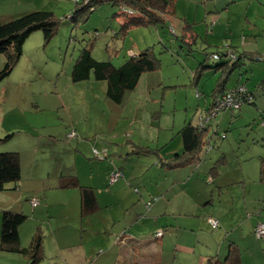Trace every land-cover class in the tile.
Returning <instances> with one entry per match:
<instances>
[{
  "label": "rangeland",
  "instance_id": "1",
  "mask_svg": "<svg viewBox=\"0 0 264 264\" xmlns=\"http://www.w3.org/2000/svg\"><path fill=\"white\" fill-rule=\"evenodd\" d=\"M15 1L0 0L1 23L13 19L10 17L18 4ZM78 1L19 0L27 6L52 10L60 24L47 42L42 30L33 31L24 42L14 69L0 81V128L8 121L3 105L16 101L20 108L15 113L20 121V134L13 141L12 150L21 151L26 176H37L35 171L53 175L60 169L65 174H79L82 181L93 183L82 182L95 187L102 208L82 217L79 189L61 191L69 192L67 195L46 189L54 199L51 211L55 216L50 218L43 192H25L30 195L28 198L22 196L14 182L8 183L9 189L2 192L11 191L7 201L17 207L8 209L28 215L20 226L21 242L29 245L37 227H41L45 250L41 264H197L199 254L204 251L203 239H212L216 248L218 240L227 234L222 226L212 228L209 218L215 217L209 215L227 212L228 205L233 210L232 213L228 210L229 216L235 218L242 212L238 206H232L241 200L239 195L232 200L234 191L240 190L236 184L219 199L215 184L207 180L209 162L220 156L223 149L232 154L233 149L239 151L252 144L255 131L261 139L264 126L259 122L263 121L260 115L264 113L253 105H244L241 110L229 109L211 118L209 140L213 147L204 150L199 161L186 166L167 169L157 164L154 155L133 153L132 149L135 143L155 147L158 141L160 144L169 141L162 154L181 151L182 140L176 131L185 121L196 123L201 114L206 116L218 78L214 68H208L201 73L198 83H193L194 73L206 58V52L250 36L243 31L249 25L243 15L245 6L231 3L230 12H226L225 0H177V13L169 14L165 23L140 24L124 32L122 25L127 15L120 2L96 0V9L83 19L75 14L82 5ZM185 26L198 33L195 43L190 44L189 37L182 40ZM89 42L93 57L111 61L115 66L147 47L155 50L161 64L158 69L144 73L135 89L127 90L118 103L107 96L106 80L72 78L74 64ZM5 62V54L0 53V69ZM216 62L211 57L206 60L208 65ZM240 62L228 83L240 78L256 91L260 82L264 83V67H259L264 60L243 58ZM255 67L263 71L259 81L253 78ZM72 128L77 132L75 137L68 136ZM98 140L106 145H96ZM35 149H39L36 157ZM120 166L124 176L114 184H104L103 173ZM26 182L31 185L34 181ZM40 183L36 185L43 186ZM205 190L209 195L214 190L212 203L205 202ZM64 196L68 205L59 203L58 199ZM32 197L40 199L41 209L30 205ZM65 213L69 219L63 217ZM245 218L243 221L250 219L247 213ZM238 219L241 217L234 220ZM242 224L234 232L239 237L243 233ZM158 227L164 230L163 237H155ZM239 239L244 264H264L261 256H254L252 263L253 254L246 252L247 247L257 246L256 241L250 237ZM254 239L257 240L256 234ZM223 240L229 242L225 236ZM68 243L77 246L61 250L62 244ZM155 249L160 250L156 259ZM64 255H69L68 261ZM0 264L31 263L22 253L0 249Z\"/></svg>",
  "mask_w": 264,
  "mask_h": 264
},
{
  "label": "trees",
  "instance_id": "2",
  "mask_svg": "<svg viewBox=\"0 0 264 264\" xmlns=\"http://www.w3.org/2000/svg\"><path fill=\"white\" fill-rule=\"evenodd\" d=\"M79 0L77 3L82 4L77 8L75 14L86 19L90 13L96 9V0ZM104 1V0H102ZM133 9V13L123 11L127 15L122 29L126 32L129 28L150 23H165L167 18L176 14L177 0H116ZM60 21L56 18L52 10L35 9L15 17L7 22H0V53L5 54L6 62L0 69V81L10 75L15 65L21 58L23 53L24 42L35 30H42L45 41H49L57 32ZM197 33L190 29L183 28L182 40L187 41L189 37L193 44L197 40ZM91 44L85 45L81 50L79 58L74 64L72 78L74 81H83L91 78L107 81V96L120 103L123 100L127 90L135 89L141 76L149 71L159 68L161 61L156 56L155 50L152 47H147L139 53L133 54L130 58L124 61L120 66H115L111 61H102L93 57L91 52ZM193 48H191L192 50ZM206 60L211 57L217 62L213 65L206 64V60L200 62L196 72L194 73L193 83H198L202 76V72L208 68H214L218 73V78L215 87L212 89V101L207 107L206 116L201 114L198 121L194 123L192 120L185 121L178 130L177 135L181 137L182 149L168 155L161 153L162 146L141 145L133 147V152L154 154L157 156V163L166 168H175L187 164L192 159H201V154L205 150L211 149L213 144L210 143L209 121L211 118L218 116L226 110H241L244 105L255 104V96L253 90H250L246 82H238L229 86V79L235 72L236 68L241 64L243 58L252 60H264V53L247 52L246 50L237 51L235 47L226 45L223 48L217 46L215 50L205 53ZM240 88H243L242 94L250 95L251 98L244 99L241 96ZM236 91V92H235ZM232 93L239 95L238 105L225 104L226 98ZM264 113V112H262ZM263 121L259 122L264 126V114L260 115ZM260 121V119H259ZM75 131V135L70 133ZM219 135V131L215 130ZM9 134L8 136H10ZM6 136V137H8ZM69 137L77 136L75 129H71L68 133ZM222 138L225 134L219 135ZM0 138V141L4 140ZM98 154V150H94ZM261 176L264 179V156H260ZM224 154L219 156L209 169L208 182L213 180V177L219 175V169L226 164ZM114 169L121 171V176L115 181L110 182V176ZM124 172L122 168L115 167L109 173V183H116ZM22 178L21 154L18 150L0 151V191L4 190L8 183L14 182L18 187V182ZM60 188H77L80 191V213L82 217L91 215L97 212L101 207L98 202V197L94 187L83 185L80 178L76 175H62ZM33 198V197H32ZM31 198V199H32ZM37 198V197H36ZM30 199V202H31ZM39 199V198H38ZM40 199L39 203L40 204ZM32 203V202H31ZM33 205V204H32ZM33 205V207L37 206ZM28 215L22 211L4 209L2 211V224L0 233V249L10 252H18L25 255L31 264H41L44 259V234L40 226L37 227L29 245H23L20 239V226L26 221ZM216 219V218H215ZM218 220V219H217ZM262 222V221H261ZM257 225V224H256ZM220 226L218 220L217 228ZM256 227V226H255ZM216 228V227H212ZM162 230V235H157V232ZM255 231V230H254ZM164 235V230L159 228L155 232V237ZM264 238V237H258ZM200 264H242L241 253L237 247L230 246L228 254L224 259L217 256H207Z\"/></svg>",
  "mask_w": 264,
  "mask_h": 264
},
{
  "label": "crops",
  "instance_id": "3",
  "mask_svg": "<svg viewBox=\"0 0 264 264\" xmlns=\"http://www.w3.org/2000/svg\"><path fill=\"white\" fill-rule=\"evenodd\" d=\"M14 3H18L17 4L18 8L16 7V9L13 12V15H11L10 18H14L12 16H16V17L20 16L24 13L35 10V8L38 9L36 7V5H28L27 6V4H21L19 2V0L15 1ZM231 3H235L236 5L242 4L245 6V8L243 10L244 11L243 15H244L245 21L249 25H248V28H245L243 31L250 33V36L247 35L245 38L243 37L239 40H236L235 43H228L227 42L228 45L235 47L238 52L241 50H246L249 53L250 52L264 53V0H225V2L223 3V6H224L223 8L226 12H230L231 5L229 6V4H231ZM176 13H177V2H176ZM9 20H11V19H9ZM194 32H196V31L194 30ZM230 39H232L231 42H234L232 36L230 37ZM259 67H264V63L259 65ZM262 72L263 71H260V69H256V67L252 69V74H253V78L255 79V81H259V77L262 76ZM238 80H237L238 82H242V80L240 78H238ZM235 82L232 84H229V86H232L233 84H235ZM260 83H262V84L256 91L253 90L252 85L249 86L247 83L246 84L250 90H253V93L255 96V104H253V106H255L257 108V110H259V112L262 113V112H264V83H263V81ZM3 108H5V109H3L4 114H5L4 117H8V121H7V123L3 124L2 127L0 128V138H4V137L8 136L9 134H11V135L6 137L4 140L0 141V151L12 150V148H13L12 146L14 145L13 141L16 140L20 134V131L18 129L20 121L15 116V113L17 112V110L20 109L18 103L16 101L11 102V103H6L3 105ZM246 110L250 111V109H248V108H246ZM243 114H244V112H243ZM225 116H226V114H225ZM244 117L245 116H243V118ZM246 120H249V119L246 117ZM4 121H5V118H4ZM178 130L176 131V133L178 132ZM172 131H173V135H174V133H175L174 128L172 129ZM258 134H260V133L258 131H255V135L253 137L252 144L247 145L244 149L241 148L239 151H236L235 149H233L232 154H229L224 149L222 152L220 151L221 152L220 156L222 154H224L226 157V160H227L226 164L223 165L222 167H220L219 175L213 177V180L209 183L215 184L216 192L218 194L219 199L221 198V195L225 193V190H227L228 192L231 191L230 190L231 185H233V184L237 185V187L240 190L237 192L234 191V195L232 196V200L234 201L238 195L240 196L241 200L239 199L238 201L234 202L232 204V206L236 205L240 208V210L242 212L240 214H238L239 216H235V218L241 217V219H238L237 221H235L234 217L229 216L228 210H230L231 213L233 212V210L231 209V207L229 205L226 207L227 212H225L221 215H216L214 213H211L209 215L211 217H215L216 219H218L220 221V227L221 226L224 227L226 232H227L226 235H223V238L225 236V239L228 238L229 242L226 243L225 240H223V238H221L218 240L217 246L215 245L216 248H213V243H212L213 240L212 239L207 238L208 241H207V239H203L205 241L203 243L204 251H202V253L199 254V259L197 261V264H200V262L202 260H204L207 256H210V255L217 256L220 259H224L221 256H222V254L225 256L228 254L230 246L237 247V249L241 253L242 264H244V250L240 246L242 244L240 243L241 241L239 238L246 239L247 237H250L252 239V241H256V245H257L254 249H251V247H247V249H246V252H251L253 254L251 256L252 257L251 262H252L254 256H256V257L261 256L264 259V238H258L256 236L257 240L254 239V236H255L254 230H255L256 224L258 222H261V221L264 222V179L261 176V167H260V160H259L260 156H264V135L260 139ZM168 143H169V141H166V142H163L160 144L158 141L157 146H159V147L162 146L164 148V146L167 145ZM96 145L103 146V145H106V143L100 142L98 140L96 142ZM133 146H137V144L135 143ZM33 153H34V156L36 157L39 153V149L33 150ZM133 153H136V152H133ZM161 153H162V151H161ZM171 153H173V152H171ZM171 153H168V154H171ZM138 154H140V153H138ZM168 154H163V155H168ZM151 155H154V154H151ZM155 157L157 159V156H155ZM218 157H219V155H218ZM218 157H216L215 159H212L211 162H209V164H210V167H208L209 169L212 167L214 161ZM196 161H197V159L195 158V159L190 160L187 164H189V163L191 164L194 162L196 163ZM32 162H33L34 167H35L34 159H32ZM157 164L160 165L159 163H157ZM186 165H184V166H186ZM21 167H22V178L18 182V187H19L18 191L22 194V196H27L28 198L30 197V195L26 194L25 192H32V191L33 192H35V191L36 192H43V194L45 196V200L47 202V207H46L47 213L50 214V218H51V216L54 217L55 214L52 213V211H51V204H52L51 202H53L54 199H52L51 197L48 196L49 193L47 192L46 189H48V190L52 189L55 192H58L59 194L64 193V195H67V193H69V192H61V191H67L68 189H72V188H60L59 187V184L61 182V176L62 175H73V174H65V170L60 169L57 173H55L53 175L50 172H47L45 175L44 174L42 175L40 173H37L33 169L37 176L31 175L30 177H27L26 172L24 170V157H23V155H21ZM177 167H179V166H177ZM177 167H175V168H177ZM167 169H172V168H167ZM109 173H110V171H107V173H103V175H102V181L104 184L106 182L109 183ZM77 175L79 177V174H77ZM208 176H209V170H208ZM26 178H28V179H26ZM92 179H94V177H92ZM28 180L34 181L33 184H31V185L28 184V182H26ZM80 181H81V183L83 182L85 184H93V183H86V182L82 181L81 179H80ZM39 183L43 184V186L36 185ZM87 186H90V185H87ZM92 187H94V186H92ZM5 189H9V188H5ZM94 189H95V187H94ZM4 190H2V191H4ZM2 191H0V210H4V209H8V208H17V207L10 205L7 201L8 196L10 195L11 191L10 190H6V191H10V192H2ZM96 194L98 197V202L100 204V199H99L98 193L96 192ZM205 195H206V197H205L206 203H212L214 201V199H213L214 195H215L214 190L211 191L210 195H209V192L207 190H205L204 196ZM79 197H80V191H79ZM58 200H59V203H64L65 205H68L69 201L67 200L66 196H64L63 198H59ZM194 201L197 203L198 200L194 199ZM23 205L25 206L24 200H22V206ZM30 205H32V204H30ZM100 207L102 208L101 204H100ZM33 208L34 209H41L42 208V202H40L39 205H37ZM79 210H80V200H79ZM35 212H36V210H35ZM97 212H95V213H97ZM95 213H93V214H95ZM246 213H247V217H249L250 219L243 221L244 218L246 217ZM80 215H81V213H80ZM88 216H90V215H88ZM63 217L69 219V214L67 215V213H65L63 215ZM241 223H244L240 227V230H242L243 233L240 234V235H242V237H239L234 232L236 230H239V224H241ZM245 223H248V224H245ZM195 227L193 225L192 231L195 230L194 229ZM163 236H161V237H163ZM131 239H134V238L131 237ZM200 239H201V237H200ZM257 241H259V242H257ZM73 246H77V245L69 244V243L68 244H62L61 250L65 247H68V249H72ZM214 249L216 250V253H214V251H213ZM121 251H123V250H121ZM125 251H126V249H125ZM126 253H127V251H126ZM155 253H156L155 259H156L158 257V254L160 253V250L155 249ZM68 257H69V255L68 256L64 255V259H66L67 261L69 260ZM148 262H145V263H148ZM194 264H196V263H194ZM257 264H259V263H257Z\"/></svg>",
  "mask_w": 264,
  "mask_h": 264
},
{
  "label": "built area",
  "instance_id": "4",
  "mask_svg": "<svg viewBox=\"0 0 264 264\" xmlns=\"http://www.w3.org/2000/svg\"><path fill=\"white\" fill-rule=\"evenodd\" d=\"M122 10L123 11H126L128 13H133V9L129 8V7H125L124 5L122 6ZM240 91H241V96L244 98V99H250L251 96L250 95H246V93L242 94V91H244L243 88H240ZM236 92V91H235ZM239 95H236L234 93H232L231 95H229L227 98H226V101H225V104L227 105H238L239 102ZM71 136H74L75 135V131H72L70 133ZM121 171L117 170V169H114L111 173V176H110V182H115L120 176H121ZM31 202L33 205H37L39 203V199L36 198V197H33L31 199ZM209 221L212 222V226L213 227H217L218 225V220L215 219V218H209ZM162 230H159L157 232V235H162ZM255 234L257 237H264V222H258L256 227H255Z\"/></svg>",
  "mask_w": 264,
  "mask_h": 264
}]
</instances>
